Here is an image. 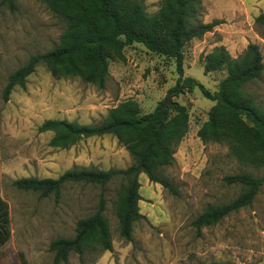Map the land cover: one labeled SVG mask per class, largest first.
Returning a JSON list of instances; mask_svg holds the SVG:
<instances>
[{
  "label": "rangeland",
  "instance_id": "obj_1",
  "mask_svg": "<svg viewBox=\"0 0 264 264\" xmlns=\"http://www.w3.org/2000/svg\"><path fill=\"white\" fill-rule=\"evenodd\" d=\"M148 13L161 0H141ZM14 10L0 0V195L8 203L10 237L0 247V264H55L50 243L73 238L78 220L98 209L102 188L82 182L63 184L60 197L14 185L22 177L57 178L74 168L125 169L133 163L129 151L112 134L84 138L68 147H54V132L40 131L48 119L93 124L111 109L132 100L142 113L163 106L178 73L174 58L148 50L142 43L124 48V58L110 61V76L103 87L79 77L54 76L40 63L27 76L26 86H15L4 99L9 76L26 64L31 55L42 54L60 43L66 24L52 13L44 0H16ZM200 19L222 23L184 48L186 76L196 78L211 91L218 88L226 71H204V56L224 46L232 57L249 43L260 46L264 61V0H203ZM244 90L264 106V72ZM189 110V129L175 145L174 161L163 175L174 184L172 192L140 173V212L132 239L122 237L114 209L120 180L105 187L106 210L112 250L92 244L80 256L72 251L58 264H264V185L249 206L216 223L198 229L194 220L210 205L228 203L243 191L228 184L225 176L237 172L264 175L241 163L222 142L203 141L198 129L208 119L214 101L199 87L185 90L171 101Z\"/></svg>",
  "mask_w": 264,
  "mask_h": 264
},
{
  "label": "trees",
  "instance_id": "obj_2",
  "mask_svg": "<svg viewBox=\"0 0 264 264\" xmlns=\"http://www.w3.org/2000/svg\"><path fill=\"white\" fill-rule=\"evenodd\" d=\"M16 0H6L10 9ZM48 9L66 24L60 43L42 54L31 55L28 62L16 69L4 88V99L15 86L25 87L26 78L35 67L44 63L54 76L79 77L100 87L110 76L112 59L124 58L123 50L135 42L148 50L174 58L178 78L169 93L178 96L185 90L199 87L204 97L215 104L208 119L198 129L205 142L226 143L241 163L264 170V106L244 90L249 82L264 72L263 53L256 43L232 57L224 46L214 48L204 56V71H226L217 90L211 91L184 71V48L195 38L202 37L222 23L220 19L204 22L200 19L203 0H161L154 13H148L141 0H44ZM264 26V13L257 17ZM189 110L179 102L168 108L157 106L142 113L137 102L128 100L111 109L100 122L80 124L75 121L48 119L40 131H53L50 145L68 147L78 141L104 134L116 136L125 145L133 163L125 169L74 168L57 178L22 177L14 185L23 190L39 192L41 196L60 197L63 184L82 182L99 185L103 189L98 209L76 223L73 238H57L50 243L55 252L54 263L66 261L74 251L83 255L85 247L95 244L112 250V240L106 210L105 187L114 180L120 183L116 191L114 209L122 237L132 239L135 222L145 216L140 212L138 176L145 173L150 181L158 182L177 192L173 182L163 175V168L174 161L175 145L189 129ZM228 184H237L243 191L228 203L208 206L195 220L200 229L252 204L264 185V175L237 172L225 176ZM8 203L0 195V247L10 237ZM23 264H28L21 253ZM219 264V263H212Z\"/></svg>",
  "mask_w": 264,
  "mask_h": 264
},
{
  "label": "water",
  "instance_id": "obj_3",
  "mask_svg": "<svg viewBox=\"0 0 264 264\" xmlns=\"http://www.w3.org/2000/svg\"><path fill=\"white\" fill-rule=\"evenodd\" d=\"M171 101V95L168 96L166 102L164 103V105L162 106V108H168V103Z\"/></svg>",
  "mask_w": 264,
  "mask_h": 264
}]
</instances>
